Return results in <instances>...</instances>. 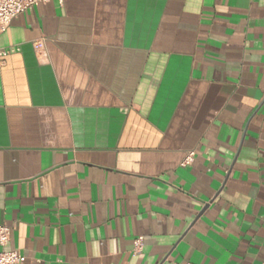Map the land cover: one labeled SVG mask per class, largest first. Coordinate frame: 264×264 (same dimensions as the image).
<instances>
[{
	"label": "crops",
	"instance_id": "1",
	"mask_svg": "<svg viewBox=\"0 0 264 264\" xmlns=\"http://www.w3.org/2000/svg\"><path fill=\"white\" fill-rule=\"evenodd\" d=\"M6 49L0 223L23 264H264V0H49Z\"/></svg>",
	"mask_w": 264,
	"mask_h": 264
},
{
	"label": "built area",
	"instance_id": "2",
	"mask_svg": "<svg viewBox=\"0 0 264 264\" xmlns=\"http://www.w3.org/2000/svg\"><path fill=\"white\" fill-rule=\"evenodd\" d=\"M49 0H0V35L5 32L11 22L22 12ZM37 47L40 48L38 44ZM13 50H0V56H7ZM195 152L191 151L184 158L182 165L191 164L194 161ZM12 226L0 223V264H23L26 260L19 250H8L11 241ZM144 238L142 236L135 240L134 252L142 251ZM184 264H195L187 262Z\"/></svg>",
	"mask_w": 264,
	"mask_h": 264
}]
</instances>
